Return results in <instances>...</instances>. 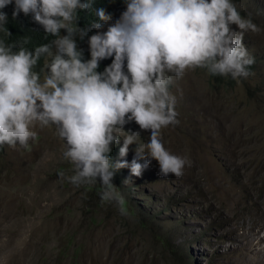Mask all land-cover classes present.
<instances>
[{
  "label": "rangeland",
  "instance_id": "374dc122",
  "mask_svg": "<svg viewBox=\"0 0 264 264\" xmlns=\"http://www.w3.org/2000/svg\"><path fill=\"white\" fill-rule=\"evenodd\" d=\"M233 3L257 28L243 38L255 60L251 75L214 86L197 68L169 87L178 123L162 129L161 139L186 158L183 175L160 176L155 160L140 177L120 169L113 184L124 200L121 215L115 202H101L99 181L76 187L61 180L58 173L73 168L63 158L66 144L54 126H36L26 148L5 145L0 157V264L241 261L246 231L264 222V0ZM124 130L140 132L139 143L151 135L134 121ZM136 147L114 162L130 164Z\"/></svg>",
  "mask_w": 264,
  "mask_h": 264
},
{
  "label": "clouds",
  "instance_id": "9594fccd",
  "mask_svg": "<svg viewBox=\"0 0 264 264\" xmlns=\"http://www.w3.org/2000/svg\"><path fill=\"white\" fill-rule=\"evenodd\" d=\"M13 0H0L4 9ZM126 10L89 38L91 59L84 61L75 37L86 32L77 26L80 10L92 0H15L13 19L21 12L31 15L46 34L55 37L31 51L24 42L8 44L0 39V147H27L36 138V126H54L65 142L63 158L73 165L72 174L58 173L72 185H102L101 202H115L126 215L124 200L115 191V173L129 168L140 177L155 160L159 175H183L186 158L167 150L161 130L178 123L176 98L169 87L173 77L205 69L213 76L248 78L254 64L244 46V34L257 30L243 18L233 0H125ZM100 21L112 18L103 8ZM7 14L0 11V31ZM104 23L93 27L100 30ZM235 25V30L231 26ZM65 29L67 35H61ZM114 57L103 73L99 62ZM43 58V67L36 71ZM125 61L127 72L124 71ZM134 121L150 131L149 141L139 143L140 132H126ZM123 144L119 156L128 155L136 144V156L113 162L112 145ZM140 159L144 160L141 164ZM130 179L125 180L127 183Z\"/></svg>",
  "mask_w": 264,
  "mask_h": 264
},
{
  "label": "trees",
  "instance_id": "16d2710c",
  "mask_svg": "<svg viewBox=\"0 0 264 264\" xmlns=\"http://www.w3.org/2000/svg\"><path fill=\"white\" fill-rule=\"evenodd\" d=\"M238 2L239 0H233ZM125 0H92V6L89 9L80 10L78 13V22L77 26L83 29L86 32V35L83 39L79 35L75 37L77 43V49L82 53V59L87 61L91 59L89 38L91 35L96 34L98 31H107V28L110 24H114L121 16V14L126 10ZM103 8L106 14L111 16V20L108 23H104L99 20L97 16V10ZM15 9V0L12 4H9L4 9H0L7 14L8 22L5 25V28L11 33L8 35L5 31H0V39L5 40L8 44L19 45L24 42L25 38H28V43L24 46L31 51H35V48L43 44L50 43L55 37H52L45 33L43 27L34 22L31 15L25 16L23 12L19 14L18 17L13 19V12ZM239 11V10H238ZM240 12V11H239ZM96 22L104 23V27L100 30H97L93 27V24ZM65 29L61 30V35H63ZM114 57L103 59L99 62V67L97 72L103 73L105 68L109 66ZM43 67V58L38 62L36 71H39ZM124 71L127 72L126 61ZM212 83L214 86L229 87L233 84V79L231 77L225 78L222 76H213L210 75ZM129 128V123L125 125L124 129ZM5 146V145H4ZM4 146L0 147V157L3 155ZM119 153V149L112 145V151L110 153V159L114 162L116 156ZM123 173L122 170L115 173L114 179L117 178L119 174ZM113 179V180H114ZM102 188V185H100Z\"/></svg>",
  "mask_w": 264,
  "mask_h": 264
},
{
  "label": "bare ground",
  "instance_id": "6f19581e",
  "mask_svg": "<svg viewBox=\"0 0 264 264\" xmlns=\"http://www.w3.org/2000/svg\"><path fill=\"white\" fill-rule=\"evenodd\" d=\"M263 229L264 222L258 226L254 224L246 231L243 237L244 243L242 242L243 246L240 249L241 261L237 260L236 264H264V235L259 236Z\"/></svg>",
  "mask_w": 264,
  "mask_h": 264
}]
</instances>
